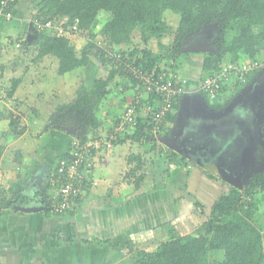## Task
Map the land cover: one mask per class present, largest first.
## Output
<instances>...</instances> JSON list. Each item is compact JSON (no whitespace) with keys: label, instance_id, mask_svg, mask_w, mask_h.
<instances>
[{"label":"crops","instance_id":"obj_1","mask_svg":"<svg viewBox=\"0 0 264 264\" xmlns=\"http://www.w3.org/2000/svg\"><path fill=\"white\" fill-rule=\"evenodd\" d=\"M16 4L17 2L14 5L13 18L9 21H0L1 31L6 25L12 32L21 30L25 14L18 11ZM28 38L29 35L27 41ZM201 61L198 63L190 57L186 61L185 69L184 67L178 69L180 76L187 81L185 93L177 110L166 117L161 133L164 134L162 139L159 141V137L154 138L149 132L151 137L139 142L129 139L114 144L108 154L99 153L94 156L93 177L97 184L85 188L80 204L71 215H68V212L48 216L38 211L44 208L40 193L45 191L48 199L53 193L47 186L48 171L68 150L70 141L75 137L73 136L75 130L72 128L73 132L68 131L70 126H62V129L50 126L45 130L43 128L47 120L38 129L40 123L38 125L35 123L30 124L29 128L22 126L24 131L20 134L14 131H8L6 135L0 134V139L4 138L5 141L0 147V264H18L17 261L19 264H133L127 253L129 249H149L155 239L163 238L173 228L174 213L185 212L188 207L190 213V206L195 207L196 201L204 203L200 197L206 195L209 189L213 191L211 196L213 193H221L222 182L207 171L193 164L178 168L170 165L165 156L168 150H172L169 144L180 132V126H184V132L189 124L191 126L196 124L195 127H198L202 123L210 127L215 122L213 119L229 112L231 121L241 119L236 125L241 123L247 133L252 134L253 130H259L256 125L264 117L262 99L264 64L263 68L257 71V76L249 79L247 83L232 88L229 86L221 95L212 99L200 90ZM169 64L170 67L172 63ZM106 68L110 71L109 67ZM55 71L54 83L61 78L60 84L62 83L65 88L61 94L66 93L72 97L65 90L72 86L76 92L77 86L74 87L69 80L74 73L60 76L57 74V66ZM32 82L23 85L18 81L14 98H17L15 95L19 90H23L26 93L24 98L30 94L35 101L44 102L49 99L51 105L57 104L56 109L72 102L67 99L68 95L56 101L53 93L48 91L47 99L38 100L35 95H39L34 94ZM231 82L228 81V84ZM49 90H52L51 86ZM53 91H56V88ZM109 91L96 114L102 124L97 135L106 134L111 129L129 100L135 95L132 83L118 73L111 80ZM229 91L233 97L225 104V100L229 98ZM19 100L21 102L15 100L18 109L19 102L25 101L20 98ZM241 102L248 104L250 111L247 116H245L247 112H244L238 117L233 111ZM30 110L34 115L37 114L36 108L31 107ZM66 112H70V109ZM14 115L21 116L15 112ZM51 115L50 113L49 117ZM170 115L174 116L173 123L167 120ZM31 119L32 122L36 120L34 116ZM223 123L227 124L226 121ZM129 134H132L131 131ZM12 150L19 151L18 160L15 158L12 160L14 156ZM38 150L40 151L37 152ZM142 150L145 152L142 153ZM130 157L134 159L139 157L144 162L145 178L139 186H136L126 173L129 166L135 169L137 164L136 159L130 162ZM240 158L237 157L236 162ZM138 175L136 174V177ZM11 201L15 204L7 207ZM28 203H34V206L27 207ZM35 206L38 211L22 210L35 209L33 208ZM194 214L198 216L199 210L184 216L182 223L189 225ZM178 227L181 228L179 225L175 228ZM104 240L109 241V244L103 246L94 244V241Z\"/></svg>","mask_w":264,"mask_h":264},{"label":"trees","instance_id":"obj_2","mask_svg":"<svg viewBox=\"0 0 264 264\" xmlns=\"http://www.w3.org/2000/svg\"><path fill=\"white\" fill-rule=\"evenodd\" d=\"M36 1L39 4L37 15L43 17L44 21H51L53 25H57L59 21L66 19L64 28L76 25L78 31H90L88 35L90 40L100 38L107 46H113L122 54H126L123 48L132 45L133 49L128 54L144 71L158 73L162 70L163 61L169 60L172 65L168 70L178 73V69L183 67L178 61H188L190 57L196 55L182 53L186 41L203 29L209 28L213 23H215L216 38L212 46L215 53H203L200 65L202 77L217 73L223 59L227 56H231L233 64H236L240 56L260 64L259 68L244 75L246 83L257 76V71L263 64L264 0ZM100 12L109 14L110 20L99 29L96 35L93 33V24ZM170 12L178 15L175 29H170L166 19V14ZM29 32L33 35V39L24 40L22 45L38 44L39 58L55 57L58 61L57 74L60 76L81 70L90 63L91 58H94L100 67H109L110 71L105 75L106 77H96L92 87L79 86L75 100L68 105L60 106L56 113L49 117L43 128L48 130L50 126H56L62 129V126H70L75 130L73 136L81 143H85L89 136H96L102 127L96 114L105 97L110 93L111 80L117 73L122 75L120 68L116 69L113 60L108 59L107 55L89 40L79 51H75V47L64 36H58L53 32L50 35L39 34L32 23ZM169 32L173 34L171 42L168 45L163 44L162 39L167 37ZM135 33L140 39L138 44L142 46V49L138 50L137 44L134 43ZM152 41L156 43V50L148 47ZM122 76L128 79L133 86L136 84L131 75ZM12 83L11 89L7 92L8 97L13 96L18 80L14 79ZM223 91L224 86L220 93ZM181 97L175 101L173 111L177 110ZM232 97L233 95L230 94L225 101L230 102ZM68 109L70 112H66ZM19 120L18 116L11 115L8 123L11 129L7 132L23 133L24 127H18ZM167 120L173 123L174 116L170 115ZM149 129V126L138 123L134 130H130L132 134H129V131L124 137H117L113 144L129 139L139 142L146 137H151ZM111 131L109 129L107 133L110 134ZM260 136L261 145L264 148V118L260 123ZM67 156L68 154L63 155L64 158ZM165 158L170 165L178 168L192 165L185 157L173 150H168ZM135 159L134 157L129 159L130 162L133 160L137 162L136 168L132 171L133 174L137 171H144L135 178V184L139 186L145 178L144 162L139 157ZM56 167L57 165L50 169L49 178L55 176ZM86 187L83 188L84 192ZM40 194L45 208L37 211L44 215L56 216L57 214L50 211V203L45 191ZM260 194L264 195V171L251 175L243 188L231 187L221 192L209 210L200 201H196L195 206L202 208L199 214L205 216L199 226L192 223L175 228L177 225L175 222L168 232L167 239L159 238L155 248L151 250L129 249L127 252L129 259L133 264H264V231L251 220L257 209ZM81 199L82 196L75 199L74 209L68 215L75 212ZM14 204L11 201L7 207H12ZM194 218L199 217L194 214L192 219ZM94 242L99 246L109 244V241L105 240ZM216 252H222V259L208 258L209 253Z\"/></svg>","mask_w":264,"mask_h":264},{"label":"rangeland","instance_id":"obj_3","mask_svg":"<svg viewBox=\"0 0 264 264\" xmlns=\"http://www.w3.org/2000/svg\"><path fill=\"white\" fill-rule=\"evenodd\" d=\"M16 8L18 9V11L20 12H24L23 14H25L24 19L25 22L24 24L21 25V30H19L17 32V30H15V32H12L11 30H8V25H6V27L1 31L0 30V134H7L9 131L7 132L9 128L8 123L10 120V116L14 114H20L21 116L19 117V127L24 126L25 128H29V125H33L35 123H40L39 126L37 127L40 128L41 125H43L45 122H47L50 113L54 114L57 111V104L51 105L52 102L50 103V100L48 99V101H44L45 99H47V91L49 93H53L52 96L54 98H56V101L61 100L62 98H65L66 93H62L63 90L65 89L62 85V83L60 84V79L58 78L54 83L55 77H56V71H55V66H57L58 62L55 59V57H51V56H45L43 58H39L38 54H39V49L37 48V45H28V46H23V41L26 40L27 35H29V41L31 39H33V35L29 32V22L32 21L34 18L38 17L37 19L39 20L38 22H42L44 21V18L41 16H38L37 13L39 12V4H37L36 0H17V4H16ZM166 19L168 22V25L170 27V29H175L176 25H177V21H178V15L171 13L170 14H166ZM110 20V15L107 13H102L100 12L99 15L96 18L95 23L93 24V33H95L96 35H98L99 29L102 28L107 22H109ZM66 19H63L61 21L58 22L57 26H60L61 24L65 23ZM56 26V25H54ZM212 29V31H211ZM215 30V23H213L212 25L209 26V28L203 29L202 31H200L199 33H197L194 37H192L190 40H187L186 43H190L192 41H195L197 38L203 41H207L209 42L211 45L214 42L215 38H216V34L214 33ZM171 32V31H170ZM169 32V35L165 38L162 39V43L168 45L171 42V38L172 35ZM39 34L42 35H50L51 33L47 30H40L38 31ZM17 34V35H16ZM90 34V31H86L83 34H66V39L69 40L70 44L73 45L75 47V51H79L87 42V37ZM96 43V41L103 43V40L100 38L97 39H93ZM140 41L139 37L137 36V33H135V38H134V43L137 44L138 46V50L142 49V46L140 44H138V42ZM93 42V41H92ZM185 43V45H187ZM97 44V43H96ZM148 47L150 49L156 50V43L155 42H150ZM214 48V47H213ZM126 55H129L128 52H130L133 47L132 45H129L128 47L123 48ZM193 61L196 62H200L203 59V53H196V55L192 56ZM56 60V61H54ZM250 59L240 56L239 60L236 62V64H233L232 62V58L231 56H227L226 58L223 59L221 65H220V70L217 73H222L224 74L225 77V81L223 83L224 89L228 88L229 86L232 88L233 86H240L244 83H246V78L240 76L239 74L235 75L234 78V74L231 73L228 69L229 65H238L237 63H241V62H246ZM164 63L162 64V68L164 69H168L169 68V60H165L163 61ZM180 63V66L184 67L185 69V65H186V60L182 61L179 60L178 61ZM263 64H264V58H263ZM261 64V66L263 65ZM260 66V68H261ZM263 68V67H262ZM72 73H74L72 75V79L69 76V80L72 82L73 85H75L74 87L77 86L76 90L79 88V86L81 85H85L87 88L92 87L93 85V81L96 77L98 76H102V77H106L105 75L108 74V69L102 68L99 66V64H97L94 60V58H91L90 63L82 68L81 70H75L74 72H69L66 75H71ZM178 75H180V72L177 73ZM64 76V75H62ZM17 79L19 82H21V84L26 85L29 82H34L33 84V91L36 98L38 100L44 99L43 101L45 102H40V101H35L33 100V97H31L32 95L28 94V96L26 98H24L26 96L25 91L23 90H19L18 94L15 95L14 98L13 97H8V91L11 89V86L13 85V80ZM32 80V81H31ZM228 81H232L230 84H228ZM32 82V83H33ZM235 84V85H234ZM49 85V86H48ZM51 86L52 90H49ZM56 88V91H53V89ZM45 89V90H44ZM60 91V92H59ZM75 93L72 94L71 93ZM42 94H41V93ZM65 92L70 93L72 95V97H70V95L67 96V99H70L72 102L75 100V96H76V92H74V88L72 86H69L68 89L65 90ZM56 95H55V94ZM136 93V92H135ZM219 94L221 95L222 93L219 92ZM231 92L229 91V96H230ZM107 97V96H106ZM105 97V99H106ZM20 99H24L25 101L20 103L21 101ZM20 101L19 104V109L16 105L17 102H15V100ZM262 99L264 101V92L262 94ZM52 100V99H51ZM55 101V102H56ZM71 102V103H72ZM225 104H228L229 102L225 101ZM22 104V105H21ZM31 107L36 108V112L34 115V112L31 111ZM14 111V112H13ZM250 111V107H248V104H243L241 102V105L236 106V108L233 111V114L237 113L235 116L238 115V117L241 116V114H243L244 112H247L245 114V116L248 115ZM32 116L35 117L36 120H34L32 122ZM28 117V118H26ZM251 117V114H250ZM232 118V117H231ZM252 119V117H251ZM194 122H198L197 120H193ZM230 123H227L225 125H227V128L225 130H220V129H215V130H210V136H208V149L205 152V156L209 157L211 159L212 162L215 161V156H212L211 152H212V147L214 148V151H219V153H221L222 155H225V161L228 160V157L231 158V161L229 163V166H227L226 168H228L229 170H227V172L229 174H231V170L234 171V167H236L237 162H235V154L237 151H239L243 146H245L247 144V146H249V149H252L254 147V145L252 144V142H250L249 137H248V133L246 132L247 130L245 129L244 126H242L241 124H238L239 122H241V119L239 121H228ZM255 122V119H254ZM195 124V123H193ZM233 124V125H232ZM196 125V124H195ZM195 125L191 126L189 124V126L185 129L186 131L184 132L183 136L184 138H186L188 141L191 140V137L193 135H195L197 138L204 139L205 137H203V132L207 131L206 129L201 130L204 126V124H199V130H201L200 133H195L198 128L195 127ZM209 133V131H208ZM5 134V135H6ZM4 135V136H5ZM164 135V134H163ZM210 138V139H209ZM220 138L222 139V142L219 143V141H215V139ZM4 139V138H3ZM3 139H0V147L2 145V143H4L5 141ZM205 140V139H204ZM203 140V141H204ZM6 145V144H5ZM13 152V158L12 160L18 159L20 153L18 150H12ZM40 150H38L37 152H39ZM252 150H250L251 152ZM145 151L142 150V153H144ZM150 154V153H149ZM8 156V153H7ZM133 156V155H132ZM149 157V156H148ZM253 160H255L256 155L255 153H253L252 156ZM223 161V159L221 160V162ZM17 162V161H16ZM216 164H219L218 161ZM226 163V162H225ZM226 166V164H225ZM220 168H222L220 166ZM134 167L132 168L131 166L128 167V171H126V173L128 174L129 178H131L134 182V184L136 183L135 178H136V174H139V171H137L136 173L133 174ZM44 171V170H43ZM50 172V170L48 171V173ZM233 174V173H232ZM231 174V176H232ZM224 181V180H221ZM230 185V183H226L223 184L220 189V192H223L227 189V187ZM7 188V187H6ZM211 189L207 190L206 195L204 196H199L201 201H203L205 203L204 207H206L207 210H209L211 204L213 203V201H215V199L217 198V196H219L220 193H213L212 195ZM34 194L32 193V196ZM41 195V194H40ZM260 198L258 201V205H257V209L255 210V214L252 217V222L258 226L262 231H264V195L260 194ZM203 203V204H204ZM23 206V205H22ZM30 206H34V203H28L27 207ZM33 208H37V206L33 207ZM188 208L185 209V212H179V214L176 212L172 215V218L175 219L174 222H176L177 225H181V226H187L188 224L186 223H182L184 220V216H188L191 215L192 212H197V210L202 211V208H198V207H191L190 206V213H188ZM206 210V211H207ZM184 213V214H183ZM199 218H194L192 219V222L190 224H195V226H199L201 224V222L203 221V219L205 218L204 214L198 215ZM194 220V221H193ZM192 231V230H191ZM190 231V232H191ZM168 237V233H166V235L162 238H160L161 240H165ZM160 239H155L153 245L149 248V250L154 249L155 248V244L160 240ZM140 246V245H139ZM209 259H222V252H216V253H209L208 256ZM19 264V261H17Z\"/></svg>","mask_w":264,"mask_h":264},{"label":"built area","instance_id":"obj_4","mask_svg":"<svg viewBox=\"0 0 264 264\" xmlns=\"http://www.w3.org/2000/svg\"><path fill=\"white\" fill-rule=\"evenodd\" d=\"M16 0H0V20L9 21L13 18L14 5ZM34 18L29 22L40 30H47L56 33L58 36L69 34H83L86 31H78L77 26L64 28L65 23L54 26L51 21L38 22ZM87 40H90L89 36ZM97 43V44H96ZM100 48L116 64V69L120 68L122 75H131L136 81L135 92L129 100L122 113L111 127L110 134L89 136L85 143H81L74 137L69 148L65 152L66 158L62 156L57 162L55 176L49 178L47 186L53 190L49 198L50 210L54 214H65L74 209L75 199L83 196L84 187L96 185L93 177L94 156L99 153L108 154L113 148V141L117 137H124L130 130H134L139 124L149 126V132L158 136L163 127L166 117L172 113L173 106L177 98L184 95L187 81L177 73L168 69H162L158 73L144 71L135 64V59L129 55L122 54L113 46L106 43L96 42ZM259 63L248 60L239 65H229L228 69L234 75L239 74L244 77L246 73L259 68ZM224 74L215 73L203 77L199 86L200 90L210 98H216L223 87L225 81Z\"/></svg>","mask_w":264,"mask_h":264},{"label":"water","instance_id":"obj_5","mask_svg":"<svg viewBox=\"0 0 264 264\" xmlns=\"http://www.w3.org/2000/svg\"><path fill=\"white\" fill-rule=\"evenodd\" d=\"M28 41H29V39H28ZM182 53H193V54H196V53H215V49L213 48V46L209 42L203 41V40H200L197 38L195 41H192V42L188 43L187 45H185V47L182 49ZM262 119L258 121V124H259L258 140L260 141L261 144H262V141H261V136H260V123H261ZM183 127L184 126H180V128H179L180 132L177 133V136L173 139L172 142H170L171 144H169V147L172 150H174L175 152H177L179 155H182L183 157H185V159L188 160L189 162H191L192 164L198 166L201 169H205L208 173L213 174L214 176H217L224 181H227L228 183H230L231 186L234 185L233 179L231 178V175L227 172V170H229V169L228 168L225 169L224 160L222 162L218 161L219 164H216L217 162H215V161L212 162L208 157L206 158L205 157V152H206L205 144H203V143L201 144V142L204 139H201L200 136H199V138H197L195 135H193L191 137V140L188 141L182 135L184 133ZM197 128H198V130L195 133H200L201 130L209 129L208 130L209 131L208 136H210V130L217 129V128L210 129V128H212V126L206 127L205 124L203 127H201L203 129L199 130V128H200L199 126ZM67 130L68 131L72 130V132H73L72 127H68ZM177 137L181 138V140H177L178 139ZM166 142H168V141H166ZM166 142H165V144H166ZM240 159L249 161L250 157L248 156V159H247L246 156H242ZM220 166L222 168H220ZM258 171H261V169H258ZM258 171H256V172H258ZM252 174L253 173H250L246 177V179L249 178ZM22 210L29 212L32 210L36 211V210H38V208H36V209L25 208Z\"/></svg>","mask_w":264,"mask_h":264},{"label":"flooded vegetation","instance_id":"obj_6","mask_svg":"<svg viewBox=\"0 0 264 264\" xmlns=\"http://www.w3.org/2000/svg\"><path fill=\"white\" fill-rule=\"evenodd\" d=\"M229 113L220 115V116L216 117L215 119H213V120H215V122L213 123L212 128H217V129H220V130H225L227 128V126L224 125L223 122L226 121L227 123H230V122H228V120L231 121ZM256 128L259 129V124L256 125ZM207 134H208V130L203 132V137H205L204 139L206 141L204 140V141L201 142V144L202 143L205 144V150L208 149V144H209ZM250 134L248 133V137H249L250 142H252V144L254 145L255 149L254 148L249 149V146H247V144H246L239 151L236 152L235 159L237 157L239 158V157H242V156H246L247 159H248V156H249L250 159H249V161L248 160H243V159L242 160L239 159V161L237 160L238 163H237L236 167H234V171L231 170V174L233 173L232 176H231V178L233 179V184L234 185H232V186L229 185L227 187V189H229L231 187H240V188L242 187L243 188L244 187V184L248 180V178L246 179V177L250 173H253L254 174V172L255 173H259L261 171H264V148L261 145L260 141L258 140L259 130H257V129L256 130H253L252 134L251 135ZM215 141H217V142L219 141V143H221L222 142V139L217 138V139H215ZM250 150H252V151L250 152ZM253 153H255V155H256L255 160H253V158H252ZM211 154H212V156H215V161H221L223 159L224 160V164H226L225 169H227L226 167L229 166V163L231 161V158L230 157H228V160L225 161V157L226 156L225 155H222L217 150L214 151V148L213 147H212ZM235 162H236V160H235ZM258 169H261V171H258ZM203 170L206 171L205 169H203ZM256 171H258V172H256ZM211 175H213V174H211ZM214 177L219 182H222V184H226L227 183V181H221L222 179L219 178V177H217V176H214Z\"/></svg>","mask_w":264,"mask_h":264},{"label":"clouds","instance_id":"obj_7","mask_svg":"<svg viewBox=\"0 0 264 264\" xmlns=\"http://www.w3.org/2000/svg\"><path fill=\"white\" fill-rule=\"evenodd\" d=\"M187 44V43H186ZM182 77V76H181ZM182 78H184V77H182ZM203 78V77H202ZM202 78L200 79V82H201V80H202ZM246 78V77H245ZM183 96V95H182ZM165 123H166V119H165V122H164V125H165ZM163 129H164V127H163ZM163 129H162V131H163ZM162 131H161V133H162ZM161 133L158 135V136H156V137H154V135L152 134V136L154 137V138H158L159 137V141L162 139V137L164 136V135H161ZM182 156V155H181ZM59 160V159H58ZM188 161V160H187ZM58 162V161H57ZM56 165H57V163H56ZM194 165V164H193ZM44 207V206H43ZM45 208V207H44Z\"/></svg>","mask_w":264,"mask_h":264}]
</instances>
